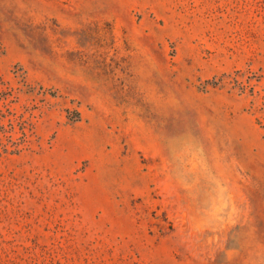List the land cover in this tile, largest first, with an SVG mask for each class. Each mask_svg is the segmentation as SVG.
Instances as JSON below:
<instances>
[{
	"label": "rangeland",
	"instance_id": "374dc122",
	"mask_svg": "<svg viewBox=\"0 0 264 264\" xmlns=\"http://www.w3.org/2000/svg\"><path fill=\"white\" fill-rule=\"evenodd\" d=\"M0 264H264V0H0Z\"/></svg>",
	"mask_w": 264,
	"mask_h": 264
}]
</instances>
